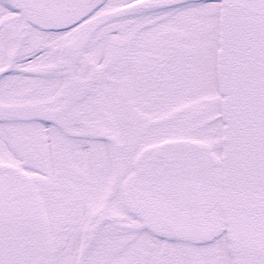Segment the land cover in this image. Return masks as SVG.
I'll use <instances>...</instances> for the list:
<instances>
[{
    "label": "flooded vegetation",
    "instance_id": "obj_1",
    "mask_svg": "<svg viewBox=\"0 0 264 264\" xmlns=\"http://www.w3.org/2000/svg\"><path fill=\"white\" fill-rule=\"evenodd\" d=\"M159 1L49 32L0 0V264H231L219 0ZM181 141L203 242L177 235Z\"/></svg>",
    "mask_w": 264,
    "mask_h": 264
},
{
    "label": "water",
    "instance_id": "obj_2",
    "mask_svg": "<svg viewBox=\"0 0 264 264\" xmlns=\"http://www.w3.org/2000/svg\"><path fill=\"white\" fill-rule=\"evenodd\" d=\"M7 1L27 22L63 30L104 0ZM218 70L231 256L233 264H264V0H224Z\"/></svg>",
    "mask_w": 264,
    "mask_h": 264
},
{
    "label": "bare ground",
    "instance_id": "obj_3",
    "mask_svg": "<svg viewBox=\"0 0 264 264\" xmlns=\"http://www.w3.org/2000/svg\"><path fill=\"white\" fill-rule=\"evenodd\" d=\"M186 188H188V186H187ZM203 233H204V232H203ZM188 235H189V234H188ZM190 236H191V235H190ZM7 254H9V262H10V263L14 262L15 260H16V262H17V260H19L20 258H22L21 256H16L15 251H7ZM229 258H230V257H229ZM230 261H232L231 258H230ZM19 264H21V263H19ZM22 264H24V262H23Z\"/></svg>",
    "mask_w": 264,
    "mask_h": 264
}]
</instances>
